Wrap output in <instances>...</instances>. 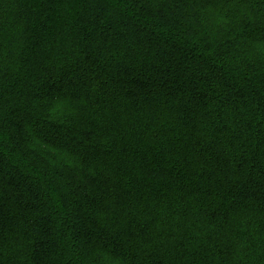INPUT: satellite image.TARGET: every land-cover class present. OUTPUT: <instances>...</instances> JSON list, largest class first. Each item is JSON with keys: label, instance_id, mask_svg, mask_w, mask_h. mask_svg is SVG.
I'll use <instances>...</instances> for the list:
<instances>
[{"label": "trees", "instance_id": "obj_1", "mask_svg": "<svg viewBox=\"0 0 264 264\" xmlns=\"http://www.w3.org/2000/svg\"><path fill=\"white\" fill-rule=\"evenodd\" d=\"M264 0H0V264H264Z\"/></svg>", "mask_w": 264, "mask_h": 264}, {"label": "snow or ice", "instance_id": "obj_2", "mask_svg": "<svg viewBox=\"0 0 264 264\" xmlns=\"http://www.w3.org/2000/svg\"><path fill=\"white\" fill-rule=\"evenodd\" d=\"M261 58L264 59V56H262Z\"/></svg>", "mask_w": 264, "mask_h": 264}]
</instances>
